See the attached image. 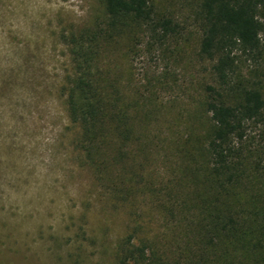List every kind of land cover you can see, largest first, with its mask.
<instances>
[{
  "label": "trees",
  "instance_id": "1",
  "mask_svg": "<svg viewBox=\"0 0 264 264\" xmlns=\"http://www.w3.org/2000/svg\"><path fill=\"white\" fill-rule=\"evenodd\" d=\"M101 6L92 24L63 33L72 63L62 89L65 111L79 129L83 165L122 202L136 204L140 191L167 227L145 234L149 225L135 223L116 264H264V75L252 76L264 68V0L199 3L198 40L189 49L186 39L184 49L209 65L198 111L190 115L202 131L174 141L179 159L166 150L165 162L173 157L177 164L159 186L142 185L139 174L163 146L153 132L158 106L143 88L134 96L122 89L118 63L139 52L142 35L166 44L185 28L154 0H102ZM123 158L137 164V173L121 187L113 169Z\"/></svg>",
  "mask_w": 264,
  "mask_h": 264
},
{
  "label": "rangeland",
  "instance_id": "2",
  "mask_svg": "<svg viewBox=\"0 0 264 264\" xmlns=\"http://www.w3.org/2000/svg\"><path fill=\"white\" fill-rule=\"evenodd\" d=\"M154 1L182 24L184 36L159 44L142 35L139 52L129 60L122 56L118 64L122 89L135 95L143 88L158 106L153 132L163 146L141 163L139 174L142 185L159 186L179 159L174 141L202 131L190 115L198 111L199 84L207 81L209 65L184 49L188 38L189 49L196 46L201 0ZM101 2L0 0V264H116L118 247L137 222L149 225L145 234L167 230L160 209L140 191L136 204L122 202L83 165L79 129L65 111L62 89L72 63L63 33L92 24ZM263 75L261 68L252 76ZM168 148L177 159L167 163ZM113 171L122 187L137 173V164L123 158ZM150 172L155 176L148 179Z\"/></svg>",
  "mask_w": 264,
  "mask_h": 264
}]
</instances>
